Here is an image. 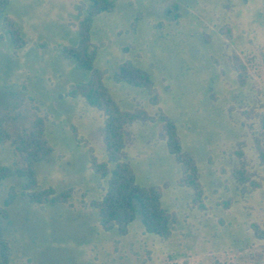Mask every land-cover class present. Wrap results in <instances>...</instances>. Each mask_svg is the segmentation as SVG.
<instances>
[{"label": "rangeland", "instance_id": "1", "mask_svg": "<svg viewBox=\"0 0 264 264\" xmlns=\"http://www.w3.org/2000/svg\"><path fill=\"white\" fill-rule=\"evenodd\" d=\"M109 1L113 11L93 23L95 67L106 71L105 84L124 111L147 116L125 127L126 153L137 184L161 188L162 207L176 217L172 238L145 233L139 217L126 237L105 232L95 210L79 203L80 191L91 200L105 186L89 171L90 150L105 159L104 115L67 96L88 74L61 54L76 43L85 0H10L7 13L27 45L14 54L0 23V117L20 134L38 110L47 114L56 152L36 165L39 183L78 191L73 207L42 209L16 197L9 222L0 224V251L2 242L10 245L12 264H264V240L251 230L253 223L264 227V180L248 192L230 179L235 166L264 178L255 154L256 143L264 146V0ZM124 61L149 72L157 106L145 90L115 83ZM159 110L196 161L207 210L183 186L161 137ZM14 160L11 144H0V163ZM22 181L0 183V206Z\"/></svg>", "mask_w": 264, "mask_h": 264}, {"label": "trees", "instance_id": "2", "mask_svg": "<svg viewBox=\"0 0 264 264\" xmlns=\"http://www.w3.org/2000/svg\"><path fill=\"white\" fill-rule=\"evenodd\" d=\"M10 0H0V23L12 44L14 54L23 49L27 42L23 38L16 21L7 13ZM114 9L109 0H85L81 8V20L78 25L76 43L62 46L61 54L72 62L75 69L88 74L87 79L73 84L67 96L80 99L88 107L96 109L104 115L105 125V159L98 160L89 151V171L105 186H101V194L87 200L86 192H79V203L82 207H91L97 213L100 225L105 232L115 231L120 237H126L129 226L137 217L140 218L147 234L159 237L164 241L172 238L176 224L175 215L162 207V190L160 187H143L137 184L135 173L128 161L125 144V127L138 121L147 120L143 111H124L113 98L105 84L106 71L95 67L98 49L93 43V23L102 13H110ZM115 83L143 89L147 92L153 106L159 104L154 83L148 71L135 65L132 61L122 62L114 77ZM157 118L163 123L162 139L167 149L179 164L182 171L183 186L194 192L193 204L201 210H207L206 196L200 181L196 161L182 150L174 123L161 111ZM6 117H0V144L9 142L15 160L11 166L0 163V183L10 179H22L19 188L10 186L3 205L0 206V224L9 222L8 208L16 197H26L28 202L42 209L67 205L73 207L77 191L68 188L57 191L52 186L42 187L39 183L36 165L53 155L56 150L47 138V114L38 110L37 116L29 131L16 134L6 125ZM151 119V118H150ZM156 119L152 118V121ZM264 131V117L261 119ZM255 154L264 166V146L256 143ZM230 179L237 182L239 189L254 192L263 186L264 178L252 173L245 166H235L230 170ZM233 199L222 201L228 208ZM255 239L264 240V227L251 224ZM0 264H12V251L7 242L1 243Z\"/></svg>", "mask_w": 264, "mask_h": 264}]
</instances>
